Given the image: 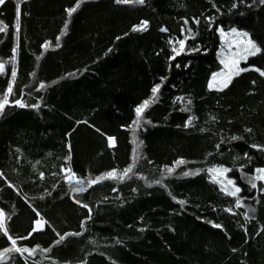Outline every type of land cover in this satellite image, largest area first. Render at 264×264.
I'll return each mask as SVG.
<instances>
[{"label": "trees", "instance_id": "obj_1", "mask_svg": "<svg viewBox=\"0 0 264 264\" xmlns=\"http://www.w3.org/2000/svg\"><path fill=\"white\" fill-rule=\"evenodd\" d=\"M0 26V97L13 88L0 114V210L17 246L35 249L4 264H264V181L250 183L264 169L254 147L264 146V0H5ZM189 28L194 39L175 56L169 41ZM234 28L262 50L211 89L219 29ZM158 84L150 123L134 134L135 109ZM130 166L123 181L87 185ZM216 167L228 169L237 197L213 181ZM68 168L86 191H71ZM67 233L82 235L57 243ZM10 247L0 231V251Z\"/></svg>", "mask_w": 264, "mask_h": 264}, {"label": "snow or ice", "instance_id": "obj_2", "mask_svg": "<svg viewBox=\"0 0 264 264\" xmlns=\"http://www.w3.org/2000/svg\"><path fill=\"white\" fill-rule=\"evenodd\" d=\"M5 0H0V5L4 4ZM117 4H138V5H143L145 3V0H116ZM79 7V4L76 5V7H73L69 10H67L69 17L74 13L77 8ZM199 20L196 19L194 20V23L199 24ZM188 21H185V24H187ZM67 27V25L65 26ZM15 28L17 33L20 31V9L19 6H17V18H16V23H15ZM148 28L147 22H142L141 25L138 27H135L133 30L134 31H146ZM6 27L0 26V32H5ZM161 31H167V29L162 28ZM187 35L185 36L184 39L177 40L175 42L169 41L170 43H174V45H178V47L173 46L172 51L175 53V56H179L182 52L185 50V45H186V40L187 39H194V36L192 35V29H186ZM231 35L234 37V39L228 44L229 49L231 50L233 45H235V51L231 52V55L222 59L221 63L224 65L225 69H227L226 72L224 73H219L216 74L212 77V82L209 84V88H216L218 91H222L224 88H226L230 83L231 80L233 79L234 76H237L240 74L242 71H247L248 69H242L239 67L240 61L241 60H246L247 57L249 56H255L258 53L261 52V47H259L256 43H254L249 37L246 32H238L237 30L233 29ZM221 36H224L223 31H221ZM227 40V37H225ZM175 56L172 57V59H175ZM4 71V65L0 63V72ZM12 80L14 82L16 72L15 70L12 71ZM74 75V74H70ZM260 75L264 76V71H260ZM219 78V80H218ZM41 88L44 87L42 84L40 86ZM161 86L158 84L155 87L152 88L151 90V98L146 99L143 101V103L138 106L135 109L136 113V118L132 122V131L135 134V130L141 129L142 128V123H150V121H147L144 119V113L145 111L154 103L158 102V94L160 92ZM13 93V88L12 85L10 84L9 87L7 88L6 94H4L2 97H0V114H3L5 107L10 104L9 97ZM183 100L184 98H179ZM190 103V101H188ZM15 106H18L20 108H25V107H36L38 108L39 105H26L22 99H17L14 102ZM192 119L189 118L187 121L186 126H191L192 124ZM246 131L251 132V129H247ZM233 139H238V137H233ZM140 144H142V141L137 144V149L140 147ZM109 146L114 147L115 146V138H109ZM254 147L259 148V150L264 151V146H256ZM134 162L136 159L139 158V153L138 151H134ZM71 156L68 157V160L70 161ZM186 161L183 159L178 160L176 162V166L184 165ZM176 171V167H168L164 169V172L167 173V175H172ZM228 171V169H223V168H217V169H212L210 170L213 181L216 183H220L222 185L221 191L225 192L226 195L237 197L238 194L240 193L241 189L239 187H236L234 185V182L232 180H227L226 182L222 181L220 177H223L224 174ZM257 174L253 177L250 178V183L252 188H256V180H261L264 181V169H257ZM133 172V167H128L123 170L122 174H118L117 171H109L105 173L104 175L97 177L96 179H88L87 180V185L88 187H91L93 184L100 183L104 180H120L123 181L124 177H128L130 173ZM193 173L191 172H184V176L191 175ZM195 174H199V170ZM41 178H43V174H41ZM66 179L69 183L70 189L74 193H82L87 190L86 187H84L85 181L82 179H77L75 174L72 173L71 169L68 168L66 170ZM75 181L78 187H72V182ZM159 183V182H158ZM11 186V185H10ZM179 203L183 204L185 203L184 201H179ZM237 207L241 205V202L239 199L236 201ZM81 207L88 208V205L86 204H81ZM89 213H91V209H89ZM37 215H39L37 213ZM10 219V217H8ZM91 216L89 215V219ZM43 223H47V221H43ZM83 227V225H82ZM214 227H220V225H214ZM42 230V221L37 220L35 221V227L33 228V232ZM0 231L3 232V234L8 237V239L11 242V247L6 248L3 251H0V264H4L10 257V253H27L28 256H33L35 249L29 250L27 247H18L17 246V240L9 236L8 233V228L6 224V213L0 210ZM82 235V233H67L65 235H60L59 240L57 243L63 242L67 237L69 236H78ZM31 236V233L29 234V237ZM29 237H24L22 239H28Z\"/></svg>", "mask_w": 264, "mask_h": 264}, {"label": "rangeland", "instance_id": "obj_3", "mask_svg": "<svg viewBox=\"0 0 264 264\" xmlns=\"http://www.w3.org/2000/svg\"><path fill=\"white\" fill-rule=\"evenodd\" d=\"M234 29L237 30L238 32H246V33L248 34V37L252 40L251 35H250L247 31L240 30V29H238V28H234ZM232 30H233V29H231V30H223V29H219V35H220V46H219V49H218V58H219L220 63H221V60H222V59H224V58L230 56V55H231V52H233V51L236 50V49H235V45H233V47H232L231 50H230L229 47H228V44L234 39V37L231 35ZM221 31H223L224 36H221ZM225 37H227V40L225 39ZM252 41H253V40H252ZM249 57H251V56H249ZM249 57H247L246 60H241V61H240V64H239V67H240V68L243 69V63H246ZM221 65H222V69H221L220 71L216 72L215 74H213V76L216 75V74L224 73V72L227 71V69H225V67H224V65H223L222 63H221ZM213 76H212V77H213ZM218 80H219V78H218ZM211 82H212V78L210 79L209 84H210ZM211 89H216V88H211ZM217 168H221V167H216L215 169H217ZM227 173H228V171L224 174L223 177H220V179H221L222 181H224V182H226L227 180H232V181H233V179H231V178L228 176ZM233 182H234V181H233ZM219 184H220V183H219ZM220 185H221V184H220ZM234 185L236 186L235 182H234ZM236 187H237V186H236Z\"/></svg>", "mask_w": 264, "mask_h": 264}]
</instances>
